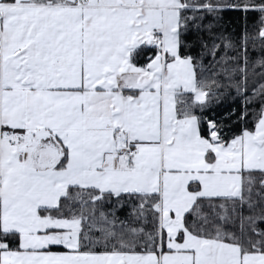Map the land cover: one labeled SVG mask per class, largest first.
<instances>
[{"label": "snow or ice", "instance_id": "obj_1", "mask_svg": "<svg viewBox=\"0 0 264 264\" xmlns=\"http://www.w3.org/2000/svg\"><path fill=\"white\" fill-rule=\"evenodd\" d=\"M225 8L260 14L242 43ZM249 46L264 0H0V264H264Z\"/></svg>", "mask_w": 264, "mask_h": 264}, {"label": "trees", "instance_id": "obj_2", "mask_svg": "<svg viewBox=\"0 0 264 264\" xmlns=\"http://www.w3.org/2000/svg\"><path fill=\"white\" fill-rule=\"evenodd\" d=\"M217 15L218 19L215 21L216 32L222 33L225 36H230L234 41H238L240 43L243 42L245 25L247 26V30L249 33L253 32L255 30L254 26L256 25V22L258 21L260 16L259 12L257 11H249L248 13H244L243 11L235 10L232 8H225L221 10ZM192 38L193 33L189 32L186 35V39L191 40ZM191 52L193 55H198L199 46H194L191 49ZM249 52L251 61H254L260 55H264V52H261L259 50H252L251 46H249ZM209 60L210 57L205 58L204 62L206 65H208V71H205L203 73V77L211 80L213 79L212 73L216 72L219 66H217V68L211 67V65L209 64ZM257 71H259V69H257ZM216 79L223 84H228V81L223 76V74L217 76ZM220 91H227L228 95H226L223 99L216 101L205 110L204 115L208 118H215L219 120L224 117V114L233 107L239 108L241 106V98L236 96L234 88H229L227 90L225 88H221ZM225 123H227L226 120ZM109 207H111V205L105 204V208ZM129 211L130 206H126L119 209L117 211V215L121 219H124Z\"/></svg>", "mask_w": 264, "mask_h": 264}]
</instances>
